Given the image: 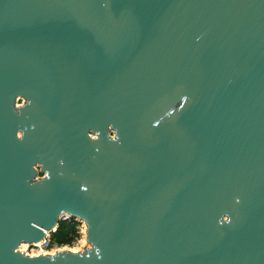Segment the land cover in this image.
<instances>
[{"label":"water","instance_id":"water-1","mask_svg":"<svg viewBox=\"0 0 264 264\" xmlns=\"http://www.w3.org/2000/svg\"><path fill=\"white\" fill-rule=\"evenodd\" d=\"M0 264H264V0H0Z\"/></svg>","mask_w":264,"mask_h":264},{"label":"trees","instance_id":"trees-1","mask_svg":"<svg viewBox=\"0 0 264 264\" xmlns=\"http://www.w3.org/2000/svg\"><path fill=\"white\" fill-rule=\"evenodd\" d=\"M80 238L79 223L75 220L71 222H61L56 233L52 235L53 244L71 246Z\"/></svg>","mask_w":264,"mask_h":264},{"label":"rangeland","instance_id":"rangeland-1","mask_svg":"<svg viewBox=\"0 0 264 264\" xmlns=\"http://www.w3.org/2000/svg\"><path fill=\"white\" fill-rule=\"evenodd\" d=\"M76 221L79 223L80 238L71 246L59 247L61 250L70 251V252H74L75 250L76 252H83L85 249L91 248V246L86 247L85 245V240H87V235H86L87 227L85 222L79 219H77ZM24 245H26L27 247L22 248L21 249L22 251L20 250V247L18 248V251H20L21 253H24L28 256H34L37 255V253H40L38 252L39 249L34 245H29V244H24ZM54 249H55L54 251H56L57 248Z\"/></svg>","mask_w":264,"mask_h":264},{"label":"built area","instance_id":"built-area-1","mask_svg":"<svg viewBox=\"0 0 264 264\" xmlns=\"http://www.w3.org/2000/svg\"><path fill=\"white\" fill-rule=\"evenodd\" d=\"M73 220L76 221L77 219L67 214H64L61 216V222H71ZM56 231L57 230H54L53 232H49L48 234H46L45 238L39 243V246L37 247L39 249L38 252H42V254H39V255H53L50 253L55 250L54 248H57L56 252L61 251V249L58 246L54 245L52 241V235L56 233ZM62 247H65V246H62ZM34 256H38V255H34Z\"/></svg>","mask_w":264,"mask_h":264},{"label":"flooded vegetation","instance_id":"flooded-vegetation-1","mask_svg":"<svg viewBox=\"0 0 264 264\" xmlns=\"http://www.w3.org/2000/svg\"><path fill=\"white\" fill-rule=\"evenodd\" d=\"M25 104L24 99H18L17 101V107H21ZM15 136H81V134H26L23 132H17ZM88 136H96L93 132L89 131ZM113 136V135H112ZM38 171V178H42L43 174L41 173L40 169L37 168Z\"/></svg>","mask_w":264,"mask_h":264},{"label":"bare ground","instance_id":"bare-ground-1","mask_svg":"<svg viewBox=\"0 0 264 264\" xmlns=\"http://www.w3.org/2000/svg\"><path fill=\"white\" fill-rule=\"evenodd\" d=\"M48 233H49V232H47V234H48ZM85 245H86V247H89V246H90V244L88 243L87 240H85ZM35 246L38 247V246H39V243L35 244ZM25 247H27V246L24 245V244H22V246H20V250H21L22 248H25ZM21 251H22V250H21ZM74 252H76V251L74 250ZM55 253H56V251H53V252H51L50 254H55ZM39 254H42V252L37 253V255H39Z\"/></svg>","mask_w":264,"mask_h":264}]
</instances>
